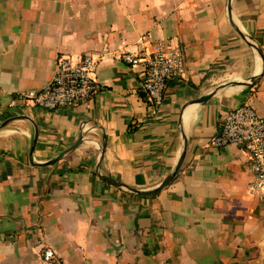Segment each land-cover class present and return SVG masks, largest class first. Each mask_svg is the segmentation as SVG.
Wrapping results in <instances>:
<instances>
[{
    "label": "crops",
    "instance_id": "0c3cea01",
    "mask_svg": "<svg viewBox=\"0 0 264 264\" xmlns=\"http://www.w3.org/2000/svg\"><path fill=\"white\" fill-rule=\"evenodd\" d=\"M227 7L0 0V264H264V198L246 191L248 155L210 146L222 117L240 105L264 118V73L250 85L229 84L249 83L262 65ZM230 15L264 56V0H230ZM157 40L182 49L186 74L166 83L155 108L141 92L142 64L121 55L143 57ZM60 55L92 56L98 91L56 111L17 100L47 85ZM183 138V163L156 194L131 193L96 173L104 143L100 175L155 189ZM44 249L53 251L49 262Z\"/></svg>",
    "mask_w": 264,
    "mask_h": 264
},
{
    "label": "built area",
    "instance_id": "2783aa9c",
    "mask_svg": "<svg viewBox=\"0 0 264 264\" xmlns=\"http://www.w3.org/2000/svg\"><path fill=\"white\" fill-rule=\"evenodd\" d=\"M121 56L131 65L142 64L141 92L155 108L163 101L166 83L183 79L186 74L183 51L170 40H157L152 51L143 57L131 53ZM95 69L96 60L92 56L85 55L73 61L68 56L60 55L47 85L19 95L17 100L46 111L72 107L87 101L98 91ZM15 105L16 102L11 101L10 106ZM228 145L239 146L248 155L247 193L264 198V118L250 105H240L222 117L218 133L211 139L210 146L222 148ZM52 258L53 251L44 249L43 261L49 262ZM82 264L89 263L85 261Z\"/></svg>",
    "mask_w": 264,
    "mask_h": 264
},
{
    "label": "water",
    "instance_id": "95a60500",
    "mask_svg": "<svg viewBox=\"0 0 264 264\" xmlns=\"http://www.w3.org/2000/svg\"><path fill=\"white\" fill-rule=\"evenodd\" d=\"M227 13H228V16L230 18V24L232 26V28L235 30V32L249 45V47H251L253 49V51L258 55V57L260 58L261 60V70L260 72L255 76L253 77L249 83H234V82H229L230 85H233V84H240V85H250V84H253L255 83L256 81H258L260 79V77L263 75L264 73V56H263V53L262 51L260 50V48L258 46H256L251 40L250 38H248L247 36H245L235 25L234 23L232 22L231 20V15H230V0H228V7H227ZM224 86V85H222ZM222 86H219L217 88H215L211 93H209V95L205 96V97H200V98H197V99H194L190 102V104H197V103H203V102H206L208 99H210L211 97H213L217 92L218 90L222 87ZM81 143V141H77L75 144L71 145L69 148H67L66 150H64L63 152H61L55 159L47 162L45 165H54L56 164L66 153L74 150L79 144ZM34 144H35V141H33V145H32V150L34 148ZM104 147H105V144L103 143L101 145V150H100V156H99V160H98V163H97V168H96V173L97 175L111 183L112 185L116 186V187H122L124 189H126L127 191L131 192V193H134V194H137V195H141V196H148V195H153V194H156L157 192H159L161 189H163L164 187H166L173 179L174 177L177 175L182 163H183V160H184V157H185V153H186V139L183 138V145H182V151L179 155V158L176 162V165L173 169V171L159 184L158 187H156L155 189H152V190H148V191H140L138 189H134V188H131V187H128L126 185H123L113 179H111L110 177H106V176H102L98 173V169L100 167V164H101V161H102V158H103V153H104Z\"/></svg>",
    "mask_w": 264,
    "mask_h": 264
}]
</instances>
